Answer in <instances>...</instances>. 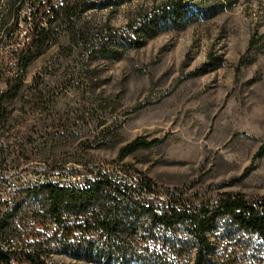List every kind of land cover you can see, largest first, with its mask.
Returning a JSON list of instances; mask_svg holds the SVG:
<instances>
[{"label":"rangeland","instance_id":"1","mask_svg":"<svg viewBox=\"0 0 264 264\" xmlns=\"http://www.w3.org/2000/svg\"><path fill=\"white\" fill-rule=\"evenodd\" d=\"M148 1L156 0L95 18L120 27ZM62 43L32 62L27 95L13 105L0 167L10 186L73 184L90 168H133L159 192L195 203L226 192L264 196V156H257L264 142V0H240L118 58L70 54ZM41 97L38 111L33 103ZM138 137L159 143L120 159L119 149Z\"/></svg>","mask_w":264,"mask_h":264},{"label":"trees","instance_id":"2","mask_svg":"<svg viewBox=\"0 0 264 264\" xmlns=\"http://www.w3.org/2000/svg\"><path fill=\"white\" fill-rule=\"evenodd\" d=\"M133 1L0 0V167L13 105L27 95L24 75L50 47L63 49L65 39L70 54L118 58L240 0L148 1L120 27L95 18ZM34 100L41 111L42 97ZM158 143L138 137L119 149V158ZM257 156H264V142ZM132 169L90 168L84 179L65 185L12 187L0 175V264H70L55 255L93 264H264V196L226 192L212 203H195L159 192Z\"/></svg>","mask_w":264,"mask_h":264}]
</instances>
